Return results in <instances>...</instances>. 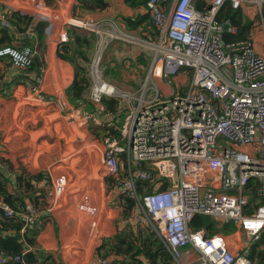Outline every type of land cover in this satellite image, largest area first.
I'll use <instances>...</instances> for the list:
<instances>
[{
	"label": "built area",
	"instance_id": "1",
	"mask_svg": "<svg viewBox=\"0 0 264 264\" xmlns=\"http://www.w3.org/2000/svg\"><path fill=\"white\" fill-rule=\"evenodd\" d=\"M24 3L33 19L23 38L33 39L39 23L48 33L53 31L58 13L43 0ZM225 4L242 12L256 5L263 36L256 39L252 28L246 40L227 42L225 36L237 35L238 29L230 20L219 19ZM145 10L156 40L144 41L119 30L110 33L111 39L154 46L150 76L163 77L173 86L185 73L190 85L184 92L161 97L151 80L139 98L125 97L136 103L127 105L118 138L104 141L107 174L114 188L136 201L139 225L158 234L173 264H258L232 246L246 251L264 243V0H147ZM243 19L247 20L244 13ZM97 26L85 25L98 34ZM0 58L24 71L35 62V51L4 46ZM100 62L101 58L93 61L96 85L91 99L102 107V97H116L118 92L104 89L110 84L99 75ZM61 182L65 183L63 177ZM140 182L152 190L141 193ZM3 207L13 216L10 207ZM28 212L27 225L33 223L36 210L29 206ZM198 217L210 218L218 229L233 227L234 237L243 243L231 245L230 234L195 229ZM15 263H23V255H0V264ZM97 264H110V259L101 258Z\"/></svg>",
	"mask_w": 264,
	"mask_h": 264
},
{
	"label": "crops",
	"instance_id": "2",
	"mask_svg": "<svg viewBox=\"0 0 264 264\" xmlns=\"http://www.w3.org/2000/svg\"><path fill=\"white\" fill-rule=\"evenodd\" d=\"M43 1H45L55 13H58L59 18L57 17L58 20L56 25L50 33L47 32L45 24L42 29L37 25V35L28 41V39H23V33L27 31L32 20L30 16H27L31 14L27 12L24 6L27 3H24V0H0V47L13 46L22 49L26 47L24 43H28L30 44L28 46L35 51L36 58L35 66L24 71L14 68L8 59H0V114L9 100L20 97L26 101L34 99L39 102L45 101L47 102L46 104L51 102V105L60 106L63 111L68 106L65 104L66 101L71 106L68 108L71 109L70 112L72 116L78 113L79 118L82 119V123H84L87 118H92L91 120L95 123L91 122L90 125L96 124L97 120L100 122V119L103 117L113 120L116 116L113 115L111 118L107 116V109L104 101V106L102 107L101 105L97 106L93 103L91 99V85L81 100H77L74 104L71 102L74 100H72L71 95H69L68 89L76 79V71L73 65L58 57V51L62 43L70 41V28H77V25L71 22L80 23L81 25H78L79 27H85V25L90 24L99 25L97 27L100 29V33L88 32L91 33V37L93 38V46L89 51L91 61L101 58L102 63H99V68L102 72L106 73L108 69L117 72L119 65L125 69L130 63L129 60L134 62L136 58L143 57L144 59L146 58V53H144L145 51L141 48L142 45L135 46V44L132 49L130 48L128 50L125 41L111 39L110 33L119 30L131 34L132 36L134 34V36L136 35L135 37L139 39H141L142 36V40L144 41L151 40V35L155 32V28L150 22L146 10L143 7L139 9L132 8L125 0H107L108 7L105 10H79L78 17H76L74 16V9L77 5V0H63L60 3H56V0ZM30 4L31 3L28 4V8H30ZM9 12L10 15L8 16L7 14ZM63 14L71 21L66 22V19H62ZM15 15L20 17L18 18ZM128 19L134 20L137 27L136 29L132 30L128 27ZM122 48L126 50L122 51ZM77 61L79 62L80 59L78 58ZM149 65L150 63L148 66ZM88 66L87 64L85 67L92 77V65L90 69ZM53 69L55 70V74L58 73V76H60V71L63 72V82L61 83L63 89L61 93L55 92L57 84L53 77H49L50 81L45 82L44 85H39L40 75H44V73L46 74ZM140 69H143L142 66ZM65 73H67L68 78H65ZM122 76L126 81L135 78L134 75L130 76L129 73ZM154 80L159 88L161 90L163 89L164 93H169V95L177 94L178 91L181 90V86L187 82V79L181 75L175 78L173 86L167 85L166 79L163 77H157L154 78ZM179 83L181 85H179ZM41 94H46V96H40ZM119 127L120 125L116 126V129ZM117 133L119 135V131H117ZM118 135L115 138H118ZM74 146L76 145H73V148ZM74 151H78V148H74ZM77 153H79V151ZM77 153L69 156V158L73 160L78 158V156H74ZM69 162L62 161V164L67 163L68 165ZM102 165L104 166V174L107 176V169L103 162ZM33 167L36 168V170L39 168V166L35 167V165H33ZM75 170L76 169H72L69 174V179L67 178L68 181L74 177V179L71 180L74 181L72 186L77 183ZM57 174V170L55 176L52 174L51 185L49 187V200H53V203H50L51 206L49 209L45 207L41 210H37L36 223L38 227L34 229V226H30L25 229V231L19 232V234L17 231L14 232L16 235L20 236V242L25 245L24 250L29 252L45 251V253L51 255L58 263L61 262L62 264H97L98 260L104 257L110 259V264H137L140 263L141 260L147 264V260L143 255H138L137 258H139H136V261H132L131 255H117L109 249L118 241L125 240L127 242V237L128 240L131 239L133 243H135V246L139 245L137 241V238L140 236L139 231H144V228L139 225L137 221V214L140 213V208L136 201L133 200L135 201V206L133 210H131L130 215L126 216V203L122 197L121 190H114L115 192L108 196V193L103 189L104 197L102 196L100 199L101 205L103 206L102 213L100 211L99 217L95 215L97 221L95 227H89L87 225L89 228H85L84 225L90 223L84 219L86 216H92L89 214L90 212L83 210L90 208L84 207L82 209L80 207L81 204L92 206V204L89 205L90 199L88 198L87 202L83 196V192H87V183L85 189L77 193H72L73 195L76 194L78 197L79 195L83 196L82 198L80 197V199H74L73 205L70 204V199H62L65 195L57 201L53 195L55 186H52L53 181L57 179ZM7 176L9 178L8 190L9 192H14L16 190L15 175L7 174ZM61 176L64 175L62 174ZM107 179L106 184L110 181L109 177H107ZM101 183L100 185H104L106 188L105 182L103 181V183ZM41 184L42 182L39 181V186ZM76 195L74 197H76ZM66 200L68 204H64ZM77 201H79L78 204L75 203ZM30 203L31 202L27 201V204ZM93 207L97 209L95 206L91 208ZM112 216H117V219L112 218ZM116 220L118 221L117 223ZM79 221H82L83 225L81 223L79 224ZM90 221L92 220L90 219ZM31 231H37V233H35L36 238L33 246H29L26 242V235L29 233L28 237H30V235L34 233H31ZM116 237H118V239ZM229 237L231 243H243L242 240H238L237 237H234L232 234H230ZM259 245L263 246L264 243L258 244L257 246L255 245L256 248H260ZM252 248H249V250L247 249V252L243 251L242 248L237 250L241 253L249 254L250 257L251 251H253ZM187 258L186 256L183 262H186ZM258 264H262L261 261L258 262Z\"/></svg>",
	"mask_w": 264,
	"mask_h": 264
},
{
	"label": "rangeland",
	"instance_id": "3",
	"mask_svg": "<svg viewBox=\"0 0 264 264\" xmlns=\"http://www.w3.org/2000/svg\"><path fill=\"white\" fill-rule=\"evenodd\" d=\"M57 1L59 0H56V3ZM24 6L26 7V5ZM243 13H244V17L247 20L250 21L249 17L253 19V23H252L253 35L256 39H260L263 36V33H261V28L259 26L260 24L259 17H261L259 9L257 8L256 5H252V6H248L245 9V12ZM7 15L9 16L10 12ZM27 16H30L31 19H33L32 14ZM62 19H66L65 20L66 22L71 21V20L69 21V19L66 18L65 14L62 15ZM71 23L76 24L77 29L83 30L85 32H90L85 27H79L78 24L81 25L80 23H76V22H71ZM71 27H75V26H71ZM25 35H26V31L23 33V36ZM151 36H152L151 39L152 41L156 40L157 31L155 30V32L152 33ZM142 38L143 37L141 36V39ZM125 44L128 50L130 48L132 49V47L135 45L130 42H125ZM141 48L145 51L144 53H146V58L144 59L143 57L142 58L140 57L138 59L136 58V61L134 62H132V60H129L130 63L127 65V67L124 69L122 66L119 65L117 72H115L114 70L110 71V69H108L107 73L106 72L101 73L102 74L101 79L106 83L110 84L111 86H113L118 92L116 97L115 95L114 97H102L103 100L114 102L117 106H119L120 109L119 114L121 113V115L117 114L118 117L113 120L112 119L109 120L108 118L103 117L100 119V122H98L97 120L96 124L90 125L91 122H94L91 120L92 118H87L85 122L82 123L81 121L82 119L79 118L78 113L77 115L72 116L70 112L71 109L68 108L70 105L66 101L65 104L66 106L67 105L68 106L65 108V111H63V109L60 106L57 107L55 105H51V102L46 104L47 102L45 101L39 102L34 99H32L31 101H26L20 97L9 100L8 104H6L5 107H3V111H1L0 114V135L2 137L0 140L1 158H3L7 163L12 164L14 166L12 167L14 169V172L20 174L23 171H27V172L33 171L30 170V169H34L33 165H35V167L42 165L45 167L44 168L45 170H41V168H39L38 170L45 171L43 174L46 175L47 169L50 168L51 165L52 169L54 168L52 171L53 175L54 176L56 175V170L58 172L56 176L57 179L54 180V185H53V186L56 185L53 195L55 196V199L57 201L59 198L61 199V197L65 195V197L64 196L62 197V199L63 198L70 199V204L73 205L74 199H80V197L82 198L84 196V199L87 202H88V198L90 199L89 205L92 204V206L97 207V209L94 207L91 208V211L89 213L95 218L92 216H86V218L84 219L90 223L84 225L85 228L96 226L97 223L96 216L98 217L100 216V211L102 213V208H103L100 200L102 196L104 197L103 189H105V192L108 193V196L117 190L116 188L113 187L112 185L113 180L111 178H109L110 181H108V184H106L107 183L106 179L107 177H109V174H107V176L106 174H104L103 171L104 166L102 165V159H103L102 152H103L104 141L105 139L111 136L112 137L115 136V133L113 134V131L117 132L116 126L121 125L123 121L122 117L126 116L127 105L130 107L131 104L133 105L134 103H136V100L130 101L129 102L130 105H129V103L126 100V98L129 99L127 96H133L139 98L144 91L146 90L148 91V89L151 87L152 85L151 80L155 82L154 77L150 76L151 69L153 65H155L154 62L156 61L155 58L157 53L155 51V47L143 43ZM121 50L124 51L126 49L122 48ZM149 63L150 65L148 66ZM82 64L84 66H87V64L85 63ZM88 65L90 69V66L91 65L93 66V61H91L90 64ZM141 66L143 68L142 70L140 69ZM128 73L130 76L134 75L135 78L130 79L128 81L124 80L122 75H127ZM62 75H63L62 71H60V76H58V73L55 74L54 69L48 71L46 74L44 73V75H40L39 85L41 84L44 85L45 82L50 81L49 77H53L55 83L57 84L55 92L61 93L63 89V85L61 84L63 82ZM180 75L187 79L186 84L181 86V92L182 91L184 92L187 89V87L190 85V75L187 76L185 73H181ZM88 76L91 83L90 85L92 86L91 89H93V87L96 85V80L93 79V74L91 77L90 72H88ZM65 78H68L67 73H65ZM179 85L181 84L179 83ZM157 87L159 86L157 85ZM159 92L161 94V97H167L169 95V93H164L163 89L162 90L160 89ZM40 96H43V94H41ZM44 96H46V94H44ZM152 96L153 94L151 90V92H149V98ZM71 102L73 104L76 103L74 101ZM106 114L110 118L114 115L110 111H107ZM116 121H118L119 124L116 125L115 123ZM107 129H111V130L108 132ZM73 145H76L74 146V148L75 149L78 148L79 153H77L78 151H74ZM75 153L77 154L74 156H78V158H75L74 160L70 159L69 156ZM62 161L64 162L72 161V163L67 165V163L62 164ZM25 163L27 167H25ZM30 163H32L33 165H30ZM72 169L73 170L76 169L75 178L77 181V183H75V185L73 186L72 183L74 181L71 180H73L74 177L71 180L67 181V178L69 179V174ZM38 170H34L33 172H39ZM62 174L64 176H61ZM62 177L65 180V183L61 182ZM79 181L80 182L82 181L85 184L87 183L88 188H87V192H83L84 193L83 196L79 195L78 197L76 194L74 195L72 194L73 193L72 190H75L77 186L81 185ZM103 181L105 182L106 188L104 187V185L103 186L100 185V183L101 182L103 183ZM63 184H64L63 192L58 194L57 191L60 188H62ZM75 195L76 197H74ZM122 197L126 203V200L128 198L125 199L124 196ZM78 202L79 201L75 203L78 204ZM43 203H44L43 200H40L39 205L37 206L40 207L39 210L43 209ZM64 204H68L67 200ZM83 206L86 207L87 205H83ZM36 217H37V211L33 223L27 225L25 222V225L34 226V229H36L38 227V224L36 223ZM112 218L117 219V216H112ZM90 219L92 221H90ZM206 220L212 223V220L210 218L207 217ZM117 222L118 221L116 220V223ZM80 223L82 224V221H79V224ZM230 234L234 235L235 232L233 231V233ZM232 244L235 243L232 242ZM233 247L235 248L234 249L235 251L239 249L238 246H232V248ZM259 247L260 248L257 247L255 253V259H254L257 260L258 262H260L259 254L264 252V246L259 245ZM187 250L188 248H186V251ZM28 252L29 251H26L24 254Z\"/></svg>",
	"mask_w": 264,
	"mask_h": 264
},
{
	"label": "trees",
	"instance_id": "4",
	"mask_svg": "<svg viewBox=\"0 0 264 264\" xmlns=\"http://www.w3.org/2000/svg\"><path fill=\"white\" fill-rule=\"evenodd\" d=\"M147 0H125V2L131 6L132 8L139 9L146 7ZM108 7L107 0H77V5L74 9V16L78 17L79 10L85 11H97V10H105ZM197 7L199 9L202 8V3L198 2ZM18 17L17 15H15ZM20 17V16H19ZM18 17V18H19ZM219 19L221 20H230L234 26L237 27L238 33L237 35H226L225 40L227 42H234V41H241L246 40L252 30V22L243 19V12L241 10H234L229 4H225L219 14ZM127 25L130 29H136V25L134 20L128 19ZM39 28L42 29L44 26L43 23H39ZM154 27V26H153ZM155 28V27H154ZM156 30V29H155ZM70 41L67 43H62L59 51L58 57L66 62H69L71 65L74 66L76 71V79L70 85L68 89L69 95H71L72 100L77 102V100H81L85 93L90 88V79L88 76V70L82 64H90L91 59L89 57V51L93 46V38L91 37V33L85 32L83 30L77 28H70ZM24 39V38H23ZM26 40V39H25ZM29 41V40H28ZM25 46L30 44L24 43ZM1 48V47H0ZM80 59L78 62L77 59ZM2 59V58H0ZM36 63H34L35 65ZM33 65V66H34ZM44 96V95H43ZM106 104L107 111H110L118 117L119 114V106H117L114 102H109L103 100ZM121 115V113L119 114ZM125 116L122 117L124 119ZM114 118V119H115ZM116 125L118 121L115 122ZM111 129H107L109 132ZM115 136L112 138L117 137L118 133L113 131ZM109 135V134H108ZM0 135V140H1ZM4 139V137H3ZM73 161V160H72ZM72 161L69 162L72 163ZM30 165H33L30 163ZM51 166V165H50ZM55 166V165H54ZM14 167L12 164L7 163L3 158L0 156V255L6 254L8 256H15V255H23V263H15V264H62L61 262H57L51 255L45 253V251H36V252H28L26 254L25 245L21 243V239L19 235H16L14 232L17 231L18 234L21 231H25V229L29 228L30 226H26V217L28 212V207L32 206L36 211L40 209L37 207L39 205L40 200H43V208H50V203H53V200H49L50 193L49 187L51 185V178H52V167L47 169V174L44 175L45 171H39L38 169L45 170L44 166H39L37 169L39 172H33L36 170L30 169L33 171H23L20 173H15ZM25 167H27L25 163ZM47 168V167H46ZM7 174L15 175L16 180V190L14 192H9L8 190V181L9 178ZM39 181H43L42 184L39 186ZM80 183V181H79ZM142 187L140 188V192H148L151 191V188H147L144 185L147 183L140 182ZM54 185V181L52 186ZM80 191L76 189L73 193H77ZM31 202L30 204H27ZM6 205L11 208L13 212V216H7L6 211L3 207ZM81 208L83 209L84 206L81 204ZM135 206V201L131 199L126 200V216H129L131 210H133ZM91 208V206H86ZM207 218L198 217L193 223L195 229H202L206 228L209 234H214L217 232H223L226 234L233 233L234 228L231 226H225L222 229H217L215 225L211 222L206 220ZM143 227V226H142ZM144 231H139L140 236L137 238L138 246H135V243L131 239L127 242L125 240L118 241L114 245H112L109 249L113 253L120 255V254H129L131 255L132 261H136L138 255H143L144 258L147 260V264H173V259L164 245L163 241L159 238L158 234L150 229L149 227H143ZM34 232V233H33ZM27 233V231H26ZM30 237L28 234L26 235V242L29 246H33L35 243V233L37 231H31ZM118 239V237H116ZM257 246V245H256ZM256 246H253L251 251L250 258L255 259L256 253ZM107 258V257H104ZM139 258V257H138ZM137 258V259H138ZM259 258L262 264H264V253L259 254ZM137 264H145L142 260L140 263Z\"/></svg>",
	"mask_w": 264,
	"mask_h": 264
},
{
	"label": "bare ground",
	"instance_id": "5",
	"mask_svg": "<svg viewBox=\"0 0 264 264\" xmlns=\"http://www.w3.org/2000/svg\"><path fill=\"white\" fill-rule=\"evenodd\" d=\"M78 25H79V24H78ZM160 71H161V70H160V66H158L157 69H156V75L160 74ZM99 75H100V77L102 76L101 73H100ZM101 78H102V77H101ZM104 89H106V90L109 89L111 92L114 91V87L111 86V85H110L109 87H107V86L104 87ZM80 184H81V185L77 186V187L75 188V190H76V189H80V191H81V190H83V189H85V188L87 187V185H86L84 182H82V181L80 182ZM63 189H64V186L59 190L58 194L62 193V192H63ZM75 190H72V191L74 192ZM59 200H60V198H59Z\"/></svg>",
	"mask_w": 264,
	"mask_h": 264
}]
</instances>
